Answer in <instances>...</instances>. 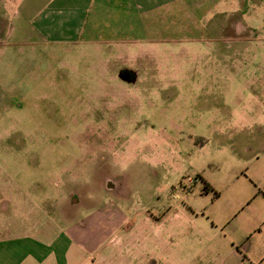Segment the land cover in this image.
<instances>
[{
	"label": "rangeland",
	"instance_id": "1",
	"mask_svg": "<svg viewBox=\"0 0 264 264\" xmlns=\"http://www.w3.org/2000/svg\"><path fill=\"white\" fill-rule=\"evenodd\" d=\"M12 13L0 5L4 220L18 211L21 230L23 203L49 235L76 224L87 244L69 264L75 250L78 264H219L224 239L264 264V43L241 46L215 14L154 44H57ZM145 218L177 244L157 248Z\"/></svg>",
	"mask_w": 264,
	"mask_h": 264
},
{
	"label": "crops",
	"instance_id": "2",
	"mask_svg": "<svg viewBox=\"0 0 264 264\" xmlns=\"http://www.w3.org/2000/svg\"><path fill=\"white\" fill-rule=\"evenodd\" d=\"M5 2L13 6L12 18L28 40L70 45L140 41L154 44L168 37L178 38L175 33L165 35V31L212 27L216 25L212 16L220 14L219 28L237 31L235 40L241 46L245 41L264 43V0H2L1 7ZM5 200L0 185V264H69L71 246L87 244L80 238L82 231L76 224L70 231L63 229L49 235L42 223L49 224L50 219L43 209L26 208L23 203L15 206L13 202V208L28 214L19 230L18 211H14L12 221L3 219L9 215V211L4 214L9 208ZM163 221L145 218L143 222L161 251L177 244L174 238L165 236ZM209 247L217 255L222 250L227 252L226 258L219 257V264H249L226 239L215 240ZM145 253L141 258L145 264L158 263L156 252ZM77 255V250L70 254L71 264L77 263Z\"/></svg>",
	"mask_w": 264,
	"mask_h": 264
}]
</instances>
